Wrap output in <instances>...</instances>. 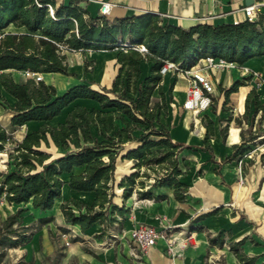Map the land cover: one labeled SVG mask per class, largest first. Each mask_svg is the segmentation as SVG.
Returning <instances> with one entry per match:
<instances>
[{
    "label": "trees",
    "instance_id": "trees-1",
    "mask_svg": "<svg viewBox=\"0 0 264 264\" xmlns=\"http://www.w3.org/2000/svg\"><path fill=\"white\" fill-rule=\"evenodd\" d=\"M75 2L70 0L68 5H57L55 0H0V33L3 34L0 39V84L17 97L15 105L9 106L13 111L11 124L23 125L32 119L50 120L78 98H92L99 103V107L92 108L77 104L64 122L57 126L46 122L38 130L26 133L20 141H15L13 134L0 123V151L6 148V143L17 142L13 148H7L10 156L16 159L15 169L0 172V197L4 196L11 203L32 202L35 208L51 209L62 195L65 183L62 174L72 172L76 166L84 167L82 172L71 174L68 184L76 190L95 191L96 198L92 204H84V209L74 197L61 204L66 220L80 224L84 230L96 221L104 224L109 214V222L116 220V210L121 213L127 210L113 201L116 163L120 155L134 159L136 168L119 182L125 198L136 191L139 197H152L151 188L145 189L144 179L153 177L152 186L174 187L176 198L186 199L189 185L181 180L185 172L180 165L179 153L190 146L173 142L172 139L178 140L171 138L169 125L162 120V114H168L169 104L162 87L161 68L167 59L189 66L209 55L239 64L263 57L264 11L254 21L245 19L218 26L197 24L186 29L163 24L158 15L151 13L124 16L110 22L106 15L91 16L86 8ZM11 24L24 26L27 30L20 33L5 31ZM120 41L129 45L145 44L148 50L122 47ZM59 44L68 50L120 47L117 54L119 70L112 85L95 89L80 83L57 94L56 87L43 80L30 78L26 83H20L5 71L15 68L68 74L67 55ZM144 58L153 65L151 73L142 78L140 61ZM242 84V80H237L226 89V101ZM172 89L173 86L169 89L170 97ZM156 91L159 98H155ZM0 96L6 100L1 87ZM252 98L255 111L264 108L258 90L253 88L247 96L245 114ZM116 120L122 122L121 128H116ZM263 132L264 127L248 136L242 131V141L234 145V151L224 161H241L251 149L248 142ZM123 133L139 145L121 154ZM211 134L213 120L207 126L204 144L212 152ZM52 143L66 152L51 159L50 153L41 147ZM143 165L147 169L142 172L145 178L138 179L142 176ZM74 206L79 208L78 212ZM18 217L19 213H12L2 223L0 246H16L31 239L33 226L22 225ZM42 219L48 222L52 217ZM223 236L224 231H221L210 238L222 241ZM245 241L246 237L230 245L241 262L252 264L255 257L248 256L240 247Z\"/></svg>",
    "mask_w": 264,
    "mask_h": 264
},
{
    "label": "crops",
    "instance_id": "crops-1",
    "mask_svg": "<svg viewBox=\"0 0 264 264\" xmlns=\"http://www.w3.org/2000/svg\"><path fill=\"white\" fill-rule=\"evenodd\" d=\"M55 1L57 5L70 3V0ZM103 1L112 3V8L106 15L110 22L124 16L151 13L158 15L159 21L163 24L169 23L186 29L197 24L218 26L223 23L243 21L247 19L244 7L255 3H262V12L264 11V0H76L75 3L86 8L90 15L95 17L100 14L99 8ZM7 28L10 32L19 33L27 30L24 26L17 27L14 24ZM119 51L120 47L66 49L63 52L67 55L69 73L41 72L43 81L54 85L57 94H62L68 88L80 83L88 84L95 89L110 87L119 70L117 62ZM152 65L153 62L147 58L140 61L142 78L151 73ZM243 66L248 69L262 70L264 75V56L251 58L244 65L217 67L210 71L216 86L214 102L218 99L219 107L226 102V89L235 81L242 80L244 84L237 91L232 92L229 99L232 98L236 102L237 108L241 112L246 111L248 94L253 88L257 90L258 88L254 77L245 75L246 71L241 69ZM5 71L11 73L16 82L26 83L30 78H33L25 76L26 70L8 68ZM171 75L174 74L167 73L163 76L171 77ZM167 77L165 78L168 81ZM163 84L162 80V87ZM0 87L2 95L9 102L8 106H14L17 97L5 90L1 84ZM185 88L186 80L179 77L173 89L174 96L179 98L184 114H194L183 107L186 97ZM163 90L165 91L164 87ZM258 92L264 103V95L261 91L258 90ZM77 104L89 108L99 107V103L95 99L78 98L65 107L61 114L50 120H28L25 123L29 126L26 133L38 130L46 122L57 126L66 120L68 113ZM2 108L4 106L0 104V112ZM212 108L213 105L205 111L210 114L209 123L210 120H213V134L209 138V143L213 148L212 152L204 147L208 125L204 126L205 131L199 136L192 134L188 129L186 117H183L175 127L169 126L171 138L178 140L172 139L173 142L189 145V148H198L201 151L200 155L204 157L202 165L192 168L193 176L189 180H187V173L191 174V170H187L189 166L183 167L180 164L185 172L181 180L189 185V194L186 199L178 200L174 187L152 186V184V197H139L136 191L130 197L125 198L124 189L119 187V182L124 176L135 171V167L133 163L131 171H126L123 160L133 161L134 159L123 158L120 155L116 163L114 187L116 194L113 201L119 207H126L127 210L123 213L115 211L116 220L109 222L110 228L100 221H96L91 227L84 230L80 224H75L74 231L77 238L66 249L62 264H71L72 259L76 260L77 264H247L240 261L230 245L231 242L239 241L245 237L246 241L240 246L242 251L250 257H255L252 264H264V241H258L256 244L249 242L255 222L262 224L259 226V231L264 237V164L260 159L251 160L250 157H244L249 150L244 154L240 163L237 160L224 161L234 151V145L242 141L241 133L244 129L235 126V115L230 117V120H228L229 118L220 120L219 108L214 111ZM9 109L12 118L13 111L10 107ZM229 114L224 113L225 116H229ZM56 119H59L58 122L53 123ZM165 119L167 116H162L163 122L168 124V120ZM29 121H36L39 124L31 127L28 124ZM2 125L4 126V124ZM115 126L121 128L122 122L116 120ZM225 126H228V131ZM245 136H248L246 132ZM263 136L264 132L257 138ZM123 140L124 149L121 154L139 145L137 141H130L127 133H123ZM247 160H251V163ZM214 163H218V166L214 167ZM83 170L84 167L76 166L72 172H64L62 176L69 175L70 179L72 173L77 174ZM196 171L203 173L204 176H196ZM69 179H63L65 183L62 195L56 199L55 205L63 196L66 184L69 197L78 199L89 197L92 202L94 201L95 191L71 188L68 184ZM256 201L259 204H256ZM62 202L64 201L59 203L60 208ZM53 208L45 210L51 211ZM240 210L244 212L242 216L239 213ZM210 211L215 212L201 216ZM160 216H165L172 224V229L169 232L172 242L169 244L166 240H160L156 245L141 252L142 254H138L131 239V229L140 222L160 225ZM63 217L65 221L64 213ZM104 226H106L105 232H103ZM221 231H224L222 241L219 238L215 240L210 238L217 236Z\"/></svg>",
    "mask_w": 264,
    "mask_h": 264
},
{
    "label": "rangeland",
    "instance_id": "rangeland-1",
    "mask_svg": "<svg viewBox=\"0 0 264 264\" xmlns=\"http://www.w3.org/2000/svg\"><path fill=\"white\" fill-rule=\"evenodd\" d=\"M13 26V25H12ZM5 31H8L6 28ZM244 65V64H243ZM242 70L246 71L245 75L250 77H254L256 81V87L259 91L264 95V75L262 70L257 69H248L244 66L241 67ZM26 77H31V74L25 73ZM167 76H163V87L167 93V99L169 104V111L167 114L168 124L170 127H175L183 117L188 119V129L194 135H201L204 133L206 125L209 123V113H199V114H184L183 110L180 107L179 98L174 96L173 89L175 84L177 83L179 77L177 75H171V77H167L168 81L166 80ZM244 79V78H243ZM168 83V84H167ZM173 86L171 97L169 94L170 87ZM160 94L158 91L155 92V98H159ZM7 100L3 99L0 96V104L4 106L2 111L0 112V123L4 124V126L11 132L14 136L15 141H20L23 139L25 133L29 130V126L24 125H12L11 124V116H10V109ZM219 108V119L226 120L233 115H235V126L242 127L247 135L256 131V128L264 127V108L255 111V104L254 98H252L249 106V111L247 114L245 112H241L237 108V104L232 98L228 101L223 103L221 107H219L218 99L215 100L213 104L212 111ZM226 110V111H225ZM225 114H229V116H225ZM237 113V114H235ZM165 113L162 114L164 116ZM224 115V116H223ZM59 119L53 121V123H57ZM252 123V127L250 125ZM226 131H228V126H225ZM207 130V129H206ZM139 133V131H137ZM264 137V136H263ZM257 138L255 141H249L248 145H250L251 149L247 152L246 156L250 157L251 160L260 159L264 164V138ZM9 142L6 143V148L3 151H0V172H9L15 169V157H11L9 152H7V148H13L17 142ZM46 152L50 153L51 159L59 157L63 155L66 150L63 149L61 146H57L56 144L52 143L50 146H46L43 144L41 147ZM201 151L198 148H189L184 149L181 153H179V160L180 164L184 166H189L191 170V174L188 175L187 173V180L191 178L192 175V168H197L199 165H202L204 162V157L200 155ZM243 157V158H244ZM251 160H247L251 163ZM125 162V169L126 171H131L132 164L135 163L133 161H126ZM241 161H239L240 163ZM247 163V162H246ZM214 167L218 166V163L213 164ZM243 168V167H242ZM136 170V168H135ZM146 169V165H143L141 170L142 172ZM244 170V169H243ZM150 172H153L150 170ZM200 174V175H199ZM196 176H204L203 173H199L196 171ZM1 177V174H0ZM63 179H69V175H63ZM145 178L143 175L139 176L138 179ZM197 178V177H196ZM145 180V189L152 188L151 184L153 182V177ZM65 192L63 196L58 200V204L55 205L53 210L48 211L45 209L35 208L32 202H22V203H11L9 202L4 196L0 197V229L2 223L6 220V218L12 213H19V219L21 220L22 225H32V235L31 239L27 242L20 243L16 246H0V264H62L64 260V254L66 253V249H68L76 239L74 228L76 227L74 223L65 220L63 217V212L60 208V201H66L70 199L68 195V185L65 186ZM87 196V194H85ZM139 196V195H138ZM69 197V198H68ZM77 200L82 203L83 209L84 204H92V200L89 197H85V199L80 198ZM256 204L257 201L255 202ZM75 212L79 211V208L74 206ZM240 215L242 216L244 212L242 210L239 211ZM51 216L52 220L48 222L43 221V217ZM107 220L105 224L110 228L109 218L110 214L106 216ZM121 225V224H120ZM118 226L119 228L121 226ZM259 224L257 222L254 223L253 233L250 236V243L256 244L258 241H264V237L262 233L259 231ZM17 226V225H16ZM110 230V229H109ZM63 233L68 234V239L70 240V244H67L66 237L63 236ZM264 244V243H263ZM133 245V243H132ZM138 254H142L140 251L136 250ZM71 264H77V261L72 259ZM87 264V263H84Z\"/></svg>",
    "mask_w": 264,
    "mask_h": 264
},
{
    "label": "built area",
    "instance_id": "built-area-1",
    "mask_svg": "<svg viewBox=\"0 0 264 264\" xmlns=\"http://www.w3.org/2000/svg\"><path fill=\"white\" fill-rule=\"evenodd\" d=\"M262 6V3H255L244 7L247 19L251 21L258 19L262 12ZM111 8V2L103 1L101 2L99 13L101 15H107ZM50 11L52 14L54 13L52 6L50 7ZM2 36L3 34L0 33V39ZM127 43L128 42L120 41L122 47L133 46L143 52L148 50L145 44L127 45ZM59 45L63 48V51L66 50L65 45ZM238 65L239 64L235 61H228L225 58L211 55L199 58L197 62L189 66L167 59L161 68V73L163 75L172 73L186 80V97L183 102V107L197 115L211 108L214 102L216 86L210 71L217 67H236ZM27 73L31 74L36 81L43 80L41 72L27 71ZM160 221V225L140 222L131 229L130 235L136 250L144 252L149 247L156 245L160 240H166L169 244L172 242L169 235L172 224L165 216H160ZM63 236L66 237L67 244H70L68 234L63 233Z\"/></svg>",
    "mask_w": 264,
    "mask_h": 264
},
{
    "label": "bare ground",
    "instance_id": "bare-ground-1",
    "mask_svg": "<svg viewBox=\"0 0 264 264\" xmlns=\"http://www.w3.org/2000/svg\"><path fill=\"white\" fill-rule=\"evenodd\" d=\"M129 45V44H127ZM28 124H30L31 127H35L36 125L39 124V122H36V121H29Z\"/></svg>",
    "mask_w": 264,
    "mask_h": 264
}]
</instances>
